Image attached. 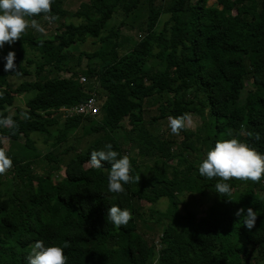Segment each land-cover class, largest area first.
I'll list each match as a JSON object with an SVG mask.
<instances>
[{
  "label": "trees",
  "instance_id": "trees-1",
  "mask_svg": "<svg viewBox=\"0 0 264 264\" xmlns=\"http://www.w3.org/2000/svg\"><path fill=\"white\" fill-rule=\"evenodd\" d=\"M155 1L88 0L70 13L64 0H54L55 21L78 22L64 23L52 39L22 37L13 43L9 51L16 54L19 74L4 71L9 51L0 54V119L16 123L0 126L14 186L0 179V264H26L38 240L45 246L69 242L67 264H264V179H232L231 196H221L217 179L201 177L199 164L188 159L200 154L198 145L210 150L217 140L232 137L264 153V0H216L217 6L209 0H160L159 6ZM145 4L149 15L140 40L121 33L133 28L125 19L108 27L118 12L129 18ZM163 16L168 18L161 23ZM89 39L99 41L101 50L77 58L69 52ZM32 75L33 81L15 89L8 84L10 76ZM24 94L33 97L11 114L16 97ZM93 95L98 116H64L61 108ZM164 95L169 97L157 115L146 120L149 99ZM184 113L202 120L200 133L186 128L179 143L171 129L155 131L160 121ZM126 119L130 128L123 125ZM79 130L99 137L81 150ZM119 130L130 136L129 149L115 136ZM33 135L52 141L53 149L37 152ZM4 139L24 141L29 154L15 155ZM106 143L128 154L132 175H140L138 183L124 185L126 194L108 192L110 162L102 160L101 168L88 163L91 152ZM181 159L187 166L174 164ZM209 194L217 208L202 213L181 199ZM161 199L168 201L164 211L156 208ZM112 204L131 211L127 227L107 221ZM249 207L257 214L252 229L234 215L240 208L247 215ZM148 220L162 228L157 242L139 229Z\"/></svg>",
  "mask_w": 264,
  "mask_h": 264
},
{
  "label": "clouds",
  "instance_id": "clouds-1",
  "mask_svg": "<svg viewBox=\"0 0 264 264\" xmlns=\"http://www.w3.org/2000/svg\"><path fill=\"white\" fill-rule=\"evenodd\" d=\"M53 3L54 0H0V49L5 44L11 45L21 39L29 28L44 33L45 28L33 17L43 15L49 22L58 19L52 13ZM4 59L6 60L4 71L17 72L15 52L9 51ZM2 97L3 92L0 91V98ZM168 122L174 135H179L182 130L193 124L189 113L175 117L169 116ZM0 126L15 128L16 123L11 117H7L0 119ZM249 135H254L256 141L261 139L260 133H249ZM102 160L111 163L107 177L109 193L126 194L124 185L139 182L140 175H132L133 166L130 156L128 154L121 156L118 151L113 150L111 143L104 144L99 150H93L88 163L95 168H101ZM12 167L11 157L6 154L4 148H0V175H6ZM198 172L201 177L209 180L217 179L215 189L221 196H231L230 180L259 183L264 179V153L257 151L249 143L242 142L237 137L217 140L215 146L207 152L206 158L198 165ZM244 213L245 209L240 208L234 215L244 217V225L252 229L255 226L257 214L251 207L247 209V215ZM106 219L116 228H121L127 227L133 216L128 208L112 204ZM69 246L67 241L63 246H45L43 240H38L25 257L26 264H67L69 258L64 249Z\"/></svg>",
  "mask_w": 264,
  "mask_h": 264
},
{
  "label": "rangeland",
  "instance_id": "rangeland-1",
  "mask_svg": "<svg viewBox=\"0 0 264 264\" xmlns=\"http://www.w3.org/2000/svg\"><path fill=\"white\" fill-rule=\"evenodd\" d=\"M88 0H64V8L66 10H68L70 13H75L81 3L83 2H87ZM156 5H160L161 1L160 0H156L155 1ZM209 6H217L216 5V0H209L208 3ZM148 5L145 4L144 6L141 7L139 12H136L135 14L131 15L129 18H125V14L123 12H118L117 14L114 15V18L108 23V27L110 28L112 25H114L115 23L120 22L121 20L125 19V22L128 25H132L133 28L132 30H128L127 27L123 28L121 30V33L124 36H128L129 38H133L132 41H138L140 40L143 36H144V32L146 31V27H147V18L149 15V10H148ZM167 16H163L161 18V23L167 20ZM44 28H45V32L44 33H40L38 31H36L35 29L29 28L23 35L22 37L24 38H44V39H52L55 35H57L62 29H63V25L64 23H69L70 21H73L75 23L78 22V20L76 19H59L57 21H52L49 22L47 20H45L44 16L40 17L37 20ZM131 41H127V45H132L133 42ZM11 48H13V45H9V44H5L4 47L2 49H0V54H4L7 51H9ZM102 48V45L99 41H95L93 39H89L87 41V43L85 44H80V45H74L72 46V48L69 49V52H71L72 54L75 55V57H78V54L80 52H88V53H94L95 51H100ZM83 67H86V61H84L82 63ZM30 72L32 74H34V68H30ZM34 75L32 76H10L8 77V84L9 86H11V88L15 89L17 88L22 82L25 81H33L34 80ZM81 82L85 83L86 81L84 80L83 77H81ZM248 89H245L242 92V98H245V96L247 95ZM33 97V94H27V95H20L16 97V101H15V106L13 108L10 109V113L14 114L16 112V109H21L24 110L26 107V101H28L30 98ZM168 95H164V97L160 98L159 96H155L151 99H149V101L146 104V109L148 110L147 114H146V120H149L152 116L157 115V109L159 107H162L164 104V101L168 99ZM192 120H193V124L189 127H187L188 130L190 131H195V132H199V128L202 125V120L195 115H191ZM97 123V120L94 121V124ZM123 125L126 126L127 128H130V126L128 125V119H126L123 122ZM170 127H169V122L168 120H164V121H160L158 124H156L155 127V131H159V132H168L170 133ZM200 133V132H199ZM77 136L80 137L81 141H80V145L78 146L79 149L81 150H85L96 138H98V135H87L86 133H84V131L82 132L81 130L78 131ZM115 136L117 138H119L123 144V147L126 149H129L130 146L132 145L130 142V136H128L124 131L119 130L116 132ZM177 137V140L179 143H181L185 138L184 136H180L179 135H175ZM33 139L35 140L36 143V147L38 149L37 152H39L40 154L44 155L46 154L48 151L52 150V141H45V138L40 136V135H33ZM191 140H193V138H191ZM190 140H187V142H189ZM24 141H21L19 143H11L8 140L4 139V145L6 147L7 150H11V152H13L15 155L17 156H26L27 154H29V151L26 149V147L23 145ZM199 148H201V152L200 154H192L190 155V157H188L189 160L196 162L197 164H200L204 158H206V154L209 151L208 148L201 144L198 145ZM182 149V147L180 148ZM32 154V153H31ZM131 155H134V153H131ZM72 156V153L68 156V159ZM175 165H177L178 167H185L187 166V164H185L184 160H177L174 162ZM26 165H21L19 167V170L22 172H25L26 170ZM7 178V179H6ZM0 179L7 183L8 186H10L11 190H13L14 186H13V180L10 176H8V174L6 175H0ZM0 189L4 190V187H0ZM212 195L209 194L207 197H202V196H183L181 199L183 201V203L185 204V206H187L189 209L197 212V213H202L205 212L209 209H216L217 205H213V200L211 199ZM213 198V197H212ZM156 208L158 210L164 211L168 208V201L167 199H161ZM139 229L141 231V233L145 234L146 237H149V239H152L154 241H158L159 236L162 233V228L161 226L155 224L152 221H147L146 223H140L139 224ZM157 255H158V251Z\"/></svg>",
  "mask_w": 264,
  "mask_h": 264
},
{
  "label": "built area",
  "instance_id": "built-area-1",
  "mask_svg": "<svg viewBox=\"0 0 264 264\" xmlns=\"http://www.w3.org/2000/svg\"><path fill=\"white\" fill-rule=\"evenodd\" d=\"M61 111L64 113L65 117L86 116V115L95 117L100 114L99 102L95 95L90 97L87 102L79 106L63 107L61 108Z\"/></svg>",
  "mask_w": 264,
  "mask_h": 264
}]
</instances>
